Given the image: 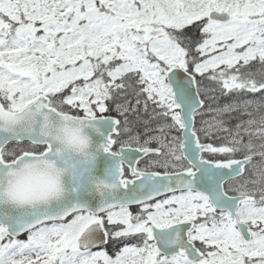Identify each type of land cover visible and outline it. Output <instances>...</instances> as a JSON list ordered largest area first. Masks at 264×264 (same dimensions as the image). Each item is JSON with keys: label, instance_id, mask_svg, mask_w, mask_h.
Returning a JSON list of instances; mask_svg holds the SVG:
<instances>
[{"label": "snow or ice", "instance_id": "6c2138e0", "mask_svg": "<svg viewBox=\"0 0 264 264\" xmlns=\"http://www.w3.org/2000/svg\"><path fill=\"white\" fill-rule=\"evenodd\" d=\"M0 264H264V0H0Z\"/></svg>", "mask_w": 264, "mask_h": 264}]
</instances>
